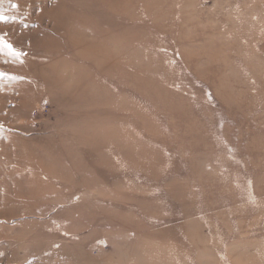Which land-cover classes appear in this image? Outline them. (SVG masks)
<instances>
[{"label":"rangeland","instance_id":"obj_1","mask_svg":"<svg viewBox=\"0 0 264 264\" xmlns=\"http://www.w3.org/2000/svg\"><path fill=\"white\" fill-rule=\"evenodd\" d=\"M0 264H264V0H0Z\"/></svg>","mask_w":264,"mask_h":264},{"label":"bare ground","instance_id":"obj_2","mask_svg":"<svg viewBox=\"0 0 264 264\" xmlns=\"http://www.w3.org/2000/svg\"><path fill=\"white\" fill-rule=\"evenodd\" d=\"M86 122V121H85ZM86 136V135H85Z\"/></svg>","mask_w":264,"mask_h":264}]
</instances>
